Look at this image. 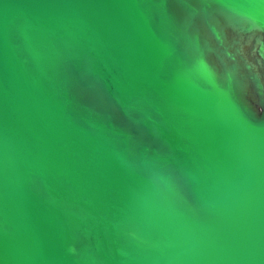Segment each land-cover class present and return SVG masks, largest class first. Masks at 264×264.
<instances>
[{
	"label": "water",
	"instance_id": "water-1",
	"mask_svg": "<svg viewBox=\"0 0 264 264\" xmlns=\"http://www.w3.org/2000/svg\"><path fill=\"white\" fill-rule=\"evenodd\" d=\"M0 264H264V0H0Z\"/></svg>",
	"mask_w": 264,
	"mask_h": 264
}]
</instances>
